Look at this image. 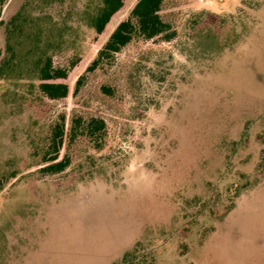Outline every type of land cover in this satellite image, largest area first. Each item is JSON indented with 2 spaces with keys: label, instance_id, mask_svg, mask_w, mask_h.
Returning a JSON list of instances; mask_svg holds the SVG:
<instances>
[{
  "label": "rangeland",
  "instance_id": "obj_1",
  "mask_svg": "<svg viewBox=\"0 0 264 264\" xmlns=\"http://www.w3.org/2000/svg\"><path fill=\"white\" fill-rule=\"evenodd\" d=\"M98 4H0V63L12 48L28 58L0 74V264H264L263 243L239 252L223 221L264 178V0H165L172 40L137 37L86 73L106 39L90 25ZM44 49L56 67L81 58L65 98L32 78ZM61 115L71 164L46 174ZM74 115L106 120L103 149L69 142ZM261 192L248 216H264Z\"/></svg>",
  "mask_w": 264,
  "mask_h": 264
},
{
  "label": "trees",
  "instance_id": "obj_2",
  "mask_svg": "<svg viewBox=\"0 0 264 264\" xmlns=\"http://www.w3.org/2000/svg\"><path fill=\"white\" fill-rule=\"evenodd\" d=\"M8 0H0V4L4 5ZM132 0H99L95 12L90 18V25L96 32V39L106 37L100 47L95 59L86 68L87 72H92L99 67L111 63L116 55L130 42L137 37L144 39H154L161 37L164 40H172L176 36V30L169 21L162 16V8L165 0H137L130 9L126 18L119 20V16L130 5ZM19 11L10 20L8 33L17 29L16 24L18 17L21 15ZM215 18L214 13H209ZM115 28L108 34V30L112 25ZM20 27V26H19ZM12 28V29H11ZM38 31H31L26 36L34 38L38 35ZM9 34V36H10ZM11 45L8 48L11 49ZM12 57L7 62L0 63V74L5 66L11 63V60L17 57V53L12 48ZM17 59L16 67L23 69L24 64L28 62L25 54ZM81 58L76 56L67 67H56L53 59L44 49L41 54L35 57L32 62V69L35 71V80H37L39 90L50 99L65 98L70 93V85L67 80L75 68L78 66ZM86 73L79 76L76 81V90H78L85 82ZM107 89V87H104ZM108 134L107 122L103 117L91 116L86 118L82 115H74L71 120L69 142H74L79 136H84L92 142L95 149L101 150L106 144ZM65 135V116L61 115L59 121L55 124L50 138L47 153L43 159V167L41 171L46 174H57L65 171L71 164V157L66 154L60 158V148L64 143ZM16 176V175H13ZM3 184L0 183V191ZM229 212V211H227ZM127 260V255L125 256Z\"/></svg>",
  "mask_w": 264,
  "mask_h": 264
},
{
  "label": "crops",
  "instance_id": "obj_3",
  "mask_svg": "<svg viewBox=\"0 0 264 264\" xmlns=\"http://www.w3.org/2000/svg\"><path fill=\"white\" fill-rule=\"evenodd\" d=\"M262 189L264 190V178L256 186L242 192L235 206L223 218L224 223L230 222L231 225L233 223L232 232L231 234L227 233V235L231 236L233 242L237 245L235 248L239 249V252H242L245 246L257 248L262 243L261 246H264V216H248V212H255L260 208L255 207L252 210L250 207H252V201L257 198L256 194H259ZM262 193L260 194L262 195Z\"/></svg>",
  "mask_w": 264,
  "mask_h": 264
}]
</instances>
